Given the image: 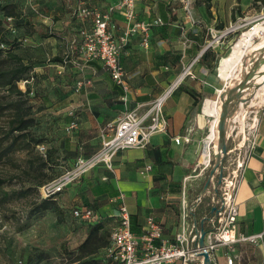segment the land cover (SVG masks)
I'll use <instances>...</instances> for the list:
<instances>
[{
	"label": "rangeland",
	"instance_id": "1",
	"mask_svg": "<svg viewBox=\"0 0 264 264\" xmlns=\"http://www.w3.org/2000/svg\"><path fill=\"white\" fill-rule=\"evenodd\" d=\"M56 2L58 5H51L47 0H16L11 20L14 31L8 28L10 24L7 20L8 15L0 8V41L9 47L4 49V54L8 55L11 52L20 56L23 62L31 67L26 77L17 82L23 94L10 93L6 88L0 87V180L2 181L0 184V264H80L87 261L90 258L82 256L80 245L92 225L101 219V214L95 205L104 193L102 188L105 182L100 177L93 179L87 177L89 181L81 183L86 180L85 174L93 169L75 179L61 193L50 198L52 205L50 209L41 210L36 207L44 200L39 194L36 183L59 176L70 168L78 155H85L84 147H80L81 135L77 131L78 126L72 130L66 129L65 120L61 115L65 106L61 102H56L63 93L73 89L69 82H71L70 77L74 75L71 70L75 69L72 68L74 66L59 64L67 52L68 42L64 38L56 37L55 34L49 38L39 36V32L51 33L46 16L62 11L69 15L70 10L65 4L63 5L60 0ZM248 2L249 0H210V2L173 0L171 12L167 14L163 0H136V19L149 23L148 40L152 30H168L170 26L167 22L172 21L177 32L194 34L192 30L198 29L206 35L205 46L210 44L207 60L200 63L185 58L180 72L181 75L192 64L191 74L186 73L182 79L191 80V76L194 75L196 77L193 79L196 82L202 83L198 79L200 77L208 83L202 94L195 93L196 110L193 116L196 115L200 129L198 137L200 162L196 170L192 172L193 181L191 182L196 181V184L189 185L188 196L190 193L194 194L195 190L199 191L203 188L219 153L216 136L209 141L210 164L205 165L201 159L210 127L215 121V116H206L201 112L204 100L209 98L219 101L220 97L233 94L248 74L251 73L250 77L255 74V64L257 63V67L260 64L259 52L255 55L252 53V46L260 45L263 40L262 36H257L242 57L241 67L232 77L222 79L217 72L221 58L230 52L232 45L243 31L251 28L255 23L264 24V5L257 2V5L253 6L251 2L246 6ZM208 3H210L209 15L205 11V5ZM3 4H7L6 1L3 0ZM110 17L109 27L112 14ZM157 17L162 19V25L153 23ZM31 22H36V26ZM85 22V24L79 22L80 26L90 28L89 23ZM35 31L38 35H35ZM23 38L27 40L24 42ZM142 45L144 48L147 46V44ZM50 48H54V55L49 51ZM8 50L11 51L8 52ZM73 57L82 64L87 63L80 45L75 49ZM8 61L9 64L16 62L13 58H8ZM200 64L208 69L206 75L203 74ZM249 79H245L244 82ZM254 85L252 82L250 88L241 93L242 101L238 100V103L231 108L227 119L226 154L223 157L226 172L235 169L249 149L254 120L257 118L264 94V90L256 93ZM17 103L33 117L32 125L28 128L33 139L27 138L29 145L25 148H18L17 141H12L11 135L7 137L9 125L17 111ZM219 108H222L221 104ZM72 111L74 112L72 117L76 116L75 110L72 109ZM194 125L197 128V124ZM217 126L218 123L215 125L216 129ZM35 141L39 142L34 143ZM99 144L98 149L101 147V139ZM38 146L43 148L40 149ZM123 150L126 149H120L117 155H114L113 165L115 158ZM88 156L90 155L85 157ZM217 168L213 169L212 177L218 171ZM107 201L113 204L109 199ZM179 203L177 201L174 207V210L178 208V212ZM202 203L196 209L199 215L204 204ZM87 207L95 213L97 220L74 215V209ZM101 234L105 236L104 231H101ZM98 256L102 260L97 259L98 262L95 264H108L103 258L102 251L95 257L98 258Z\"/></svg>",
	"mask_w": 264,
	"mask_h": 264
},
{
	"label": "crops",
	"instance_id": "2",
	"mask_svg": "<svg viewBox=\"0 0 264 264\" xmlns=\"http://www.w3.org/2000/svg\"><path fill=\"white\" fill-rule=\"evenodd\" d=\"M5 1L14 4L16 0ZM47 1L51 5H58L57 0ZM60 1L70 11L79 2H83L94 6L102 13H107L110 5L116 2V0ZM251 2L252 0H249L246 6ZM51 14L45 17L49 23L47 24L49 31L52 33L47 38L55 34L58 38H64L68 42V47L70 39L78 35L79 29L83 28L79 23L81 21L71 13L68 15L64 11ZM111 20L109 29L115 37H118L126 26V20L117 9L112 13ZM87 22L90 26L91 22L89 20ZM31 23L36 26V22ZM167 25L170 26L168 30L150 32L145 48L138 34L131 36L123 48L121 62L129 83L128 100L125 104L120 99L122 94L120 87L112 81L100 61H88L87 64L81 63L80 67H72L75 69H71L74 75L70 77L69 85L73 89L63 93L56 102H61L65 106L61 112L65 126L71 119L70 110L74 109L76 116L78 115V120L76 116L74 118L77 120V131L81 135L80 147H84V156L91 155L98 149L101 128L113 121L124 109L151 103L180 76L185 58L198 61L206 50V35L198 29L192 30L194 34L179 33L172 21L167 22ZM35 35H38L37 31ZM54 48L49 50L52 55L55 54ZM200 67L206 75L208 69L201 64ZM194 77L196 76H191V80L179 81L164 100L161 109L167 121L165 133L152 134L142 147L123 150L115 158L113 171L107 170L103 165H98L85 174L86 180L81 181V183L85 181L87 183L89 181L87 177L88 179L100 177L105 182L102 188L104 193L95 206L101 214L99 221L105 225L107 222L108 228L112 226L118 215L117 203L112 200L119 191H122L130 212L131 229L136 236L142 234L145 218L153 215L161 223L163 232L162 238L156 240L155 243L174 242L179 221L178 208L174 210V207L177 201H180L181 184L184 177L190 176L186 178L187 188L189 185L195 186L196 181L191 182L193 181L192 172L196 170L200 162L198 157L200 129L196 115L193 116L196 103L192 95L202 94L208 83L200 77L198 79L202 83L196 82ZM78 82H82L80 87L76 86ZM195 123L197 128H195ZM186 130L187 132L191 130L189 143L182 141ZM174 137H179L181 141L176 143ZM145 164L150 165L151 169L142 176L139 170ZM218 173L219 170L213 177L211 175L205 190H195L194 194L190 193L191 196L190 194V197L188 196L192 203L200 192L203 194L204 204L202 203L200 215L197 214V216L199 226L206 230L213 229L217 225V223L207 221L204 217L213 212L212 208L216 206ZM108 199L113 204L109 203ZM235 200L237 205L236 233L261 234V238L256 243L239 241L234 244L219 245L214 251V257L224 261L225 255H230L234 258V264H264V94L258 109L257 124ZM201 259L202 257L198 256L189 264H198ZM172 264L182 263L181 260H177Z\"/></svg>",
	"mask_w": 264,
	"mask_h": 264
},
{
	"label": "built area",
	"instance_id": "3",
	"mask_svg": "<svg viewBox=\"0 0 264 264\" xmlns=\"http://www.w3.org/2000/svg\"><path fill=\"white\" fill-rule=\"evenodd\" d=\"M116 9L121 12L126 20V26L118 37L111 33L108 25L110 16ZM136 13V0H116L114 4L110 5L107 13H102L94 6L83 2H79L71 10V14L81 22L87 20L91 22L90 28L83 27L79 30L80 48L87 63L94 60L102 63L112 81L120 87L122 92L120 99L124 104L128 100L129 83L127 73L121 62L123 48L127 45L131 36L137 34L141 36L143 44H148L149 23L145 20H137ZM7 20L10 21L8 28L14 31L11 23L12 17L8 16ZM153 23L162 25L163 21L160 17H157L153 20ZM26 40L27 38H23L24 42ZM76 44V37L70 39L61 66H64L68 61L81 66V63L77 62L76 59H73L72 56L69 57L73 54ZM209 45L208 43L205 49ZM0 47L4 48L5 46L0 43ZM191 65L182 73L183 76L186 73L191 74ZM177 83H172L151 103L147 105L139 104L120 112L113 121L101 128L99 132L101 147L88 157L78 155L69 169L38 186L40 196L53 198L75 179L98 165H103L107 170L113 171L112 158L120 149L142 147L152 134L165 133L167 121L162 114L161 107ZM80 85H82V82L77 83L78 87ZM73 113L72 110L69 111L71 119L66 125L67 130H72L77 126L76 119L72 117ZM256 124L257 118L254 120V130ZM173 139L176 143L181 141L179 137ZM182 141L185 143L191 141V134L187 130L182 136ZM38 147L43 148V146ZM247 156L248 151L243 156L242 161L237 163L236 168L231 169L229 172L224 171L222 165V177L216 187L215 209L204 217L207 221L217 223V225L213 229H204V246L202 248L198 244L200 226L196 207L203 201V194L200 192L190 203L186 179L190 176H186L181 184L178 227L174 242L171 243H155L156 240L162 238L163 232L161 223L153 215H148L145 218L142 234L136 236L131 229V217L125 202V194L122 191L118 192L115 199L112 200L117 203L118 215L111 227L109 241L103 250L105 260L109 264H172L176 260H181L182 264H189L204 249L209 253L210 264H234V258L230 255H225L224 261L214 257L216 247L234 244L239 241L256 243L261 238V234L244 235L236 233L237 205L235 199ZM204 163L205 165L210 164V155L207 156ZM150 169L151 166L145 164L139 170V174L143 176ZM103 179H106V177H103ZM73 213L76 217L84 219H98L90 208L74 209Z\"/></svg>",
	"mask_w": 264,
	"mask_h": 264
},
{
	"label": "trees",
	"instance_id": "4",
	"mask_svg": "<svg viewBox=\"0 0 264 264\" xmlns=\"http://www.w3.org/2000/svg\"><path fill=\"white\" fill-rule=\"evenodd\" d=\"M207 1L210 2V0H207ZM163 2H164V8H165L166 13L170 14L171 7L173 4V0H163ZM257 2H260L261 4L264 5V0H253L252 5L253 6L257 5ZM6 3L7 4H3V0H0V8L3 11H5L6 15L13 18L12 15H14L13 14L14 13V11H13V7H14L13 5L14 4H12V3L8 4V2H6ZM209 4L210 3L205 5V11L208 15L210 14ZM71 10H72V8H71ZM70 13H71V11H70ZM50 35H52V34L49 32H44V33L39 32V36L48 37ZM75 37L77 38V44H76L75 49H77V47L80 45L79 31H78V35H76ZM0 43L4 44L3 41H0ZM5 48L9 49V47H7V46H5L4 48L0 47V87L6 88L10 93H15L17 95L23 94L24 92L19 89L17 82L26 77V75L31 70V67L29 64L24 63L20 56H17L15 54L9 52L11 50H8V52H9L8 55L4 54ZM75 49L73 51V54L69 55V57L70 56L73 57ZM209 53H210L209 48H207L202 53V55L199 57L198 61L203 63L205 60H207ZM64 57H65V54L62 57V59L60 60V63H59L60 65L62 64ZM8 58H13L14 60H16V62L9 64ZM69 59H71V58H69ZM73 59H76V58L73 57ZM77 62H78V60H77ZM67 65H72L74 67H80L79 64H75L71 61H68L64 66H67ZM26 82H28V80H26ZM192 96L194 98V102L196 103L195 95L193 94ZM17 106H18L17 111L14 113L13 119L9 125V128H8L7 137H9L11 135L12 141L13 140L17 141L18 148H25L26 146L29 145V144H27L28 143L27 138L31 137V139H33L32 134L28 130L30 125H32L33 117L30 116L25 109L21 108L18 103H17ZM14 133H16V134H14ZM38 142L39 141H35L34 143H38ZM50 179H52V178L46 179L44 181H38L36 183V185L40 186L42 183H44ZM1 182L2 181L0 180V184H1ZM36 207L41 209V210L50 209L52 207V205L50 203V198H44V200H42L41 203L39 205H37ZM114 223H115V221H114ZM113 224H112V226H113ZM110 230H111V228H108L104 223L100 222L99 219L97 220V222L95 224L92 225V227H91L89 233L87 234L85 240L80 245L81 251L83 253L82 256L83 257H89L90 259L87 261H83L80 264H95L98 262L97 259L102 260V258L99 256H98V258L95 257L96 254L100 251H102V255L104 258L103 250L109 241ZM101 231H104L105 236L101 234Z\"/></svg>",
	"mask_w": 264,
	"mask_h": 264
},
{
	"label": "bare ground",
	"instance_id": "5",
	"mask_svg": "<svg viewBox=\"0 0 264 264\" xmlns=\"http://www.w3.org/2000/svg\"><path fill=\"white\" fill-rule=\"evenodd\" d=\"M257 36H262L263 40L261 44L259 45H253V40ZM252 48V53L255 55L258 52V60H260L259 66L256 68L255 74L250 77L248 81L244 83L243 91H245L252 82H254L255 91L256 93L261 90H264V24L263 23H255L251 28L243 31V33L240 35V37L235 41V43L232 45V48L230 52L221 58L217 72L218 76L222 79H229L234 75L236 71L241 67V61L242 57L244 56L245 52L250 48ZM260 50V51H259ZM183 74H181L174 82L173 84H176L179 82L182 78ZM238 76V75H237ZM250 88V87H249ZM227 93V92H226ZM263 94V93H262ZM227 95V94H226ZM256 95V94H255ZM227 97H220L219 101H216L214 99L206 98L202 104L201 112L206 116H215V121L210 127V133L208 134L207 141L203 147L201 159L203 162L206 161V158L208 155H210V146L209 141L212 140L214 137L217 136V129L215 125L219 121V114L221 109L219 108V105L222 104L226 100ZM234 99L230 101L229 106L234 105L233 104ZM241 103V102H240ZM190 133L191 130H188ZM212 144V143H211ZM214 146V145H213ZM214 153V152H213ZM201 160V161H202Z\"/></svg>",
	"mask_w": 264,
	"mask_h": 264
},
{
	"label": "water",
	"instance_id": "6",
	"mask_svg": "<svg viewBox=\"0 0 264 264\" xmlns=\"http://www.w3.org/2000/svg\"><path fill=\"white\" fill-rule=\"evenodd\" d=\"M255 68H257V63L255 64ZM250 75H251V73L248 74L245 79H249ZM244 80H242L239 83V86L236 87L235 92H233V94L226 96L227 97L226 100L224 102H222V104H221L222 108H221V111L219 114V121H218V126H217V138H218L219 153L216 156L215 165H214V168L218 167L217 169L219 170L217 185L220 183V180L222 177L223 157L226 154V132H227L226 131V124H227V119L229 117L231 108L234 107V105H236L238 103V100L242 101L240 96H241V93L243 92L242 89H243L244 83H245ZM232 99H234V102H233L234 105L229 106V105H231L230 101ZM213 169L210 171L208 178H207V180H206V182L202 188V191L205 190V188L207 187L209 179H210L211 175L213 174ZM214 209L215 208H212V210H214ZM204 234H205V230L202 227H200V236L198 238V244L201 248L204 246ZM198 256L202 257L201 264H210L211 263L208 251L202 249L198 253Z\"/></svg>",
	"mask_w": 264,
	"mask_h": 264
}]
</instances>
